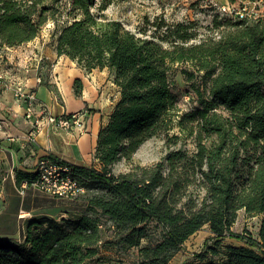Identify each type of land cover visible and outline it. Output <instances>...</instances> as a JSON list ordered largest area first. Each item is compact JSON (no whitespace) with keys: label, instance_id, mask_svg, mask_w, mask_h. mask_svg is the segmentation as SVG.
I'll use <instances>...</instances> for the list:
<instances>
[{"label":"trees","instance_id":"16d2710c","mask_svg":"<svg viewBox=\"0 0 264 264\" xmlns=\"http://www.w3.org/2000/svg\"><path fill=\"white\" fill-rule=\"evenodd\" d=\"M120 1L126 0H0V48L31 42L66 9L57 57L84 73L107 69L114 75L118 99L94 150L100 168L62 163L85 190L80 196L92 193L87 211L112 224L123 250L135 251L136 261L128 264H168L204 226L217 243L233 238L243 245L225 246L216 262L196 255L194 264H264V18L215 17L203 32L194 20L160 21L149 39L104 17ZM236 1L259 0H228ZM174 63L193 67L199 108L181 112L168 78ZM81 89L75 80L76 96ZM159 136L168 144L190 140L193 149L113 174L114 165L131 161L144 142ZM34 177L17 176L18 187ZM240 210L261 217L258 240L231 231ZM151 224L160 238L143 245ZM102 227L87 215L30 220L21 245L0 241V264H86L99 255ZM210 252L216 255L214 247Z\"/></svg>","mask_w":264,"mask_h":264},{"label":"rangeland","instance_id":"374dc122","mask_svg":"<svg viewBox=\"0 0 264 264\" xmlns=\"http://www.w3.org/2000/svg\"><path fill=\"white\" fill-rule=\"evenodd\" d=\"M243 3L244 2L240 1L230 3L228 0L223 3H220L219 0H126L110 5L104 12V17L107 19L119 20L124 27L131 32L138 36L150 39L157 34L154 24H161L162 21L172 24L194 20L199 23L203 32L205 27L211 25L212 20L215 17H218L219 19L230 18L227 14H220L217 11L218 7L229 5L234 9H240V7L243 6ZM246 4L250 10L252 9L257 13L258 18H264V4H258V1H247ZM66 20V9H63L56 20L49 21L34 40L15 48L13 47V58L20 62L23 58L35 57L40 64L42 58H40L41 56L39 55H42L43 60L48 62V64H45L47 66H43V70H40L39 68L37 73H45L46 76H49V74L51 75L53 73L54 67L57 66L66 71L67 68L71 66L69 59L65 56L60 58L57 57L54 50L58 31ZM48 56H51L53 59L55 57L57 58L54 59L53 63L50 62ZM39 64L37 67H39ZM193 71V67L189 63L169 64V83L173 94L177 98L181 112H189L193 109L199 108L194 90L192 89V83L194 81H191L189 76ZM94 72L98 73L99 76H108V80H105V82L99 87L100 92L97 97L98 105L96 102L97 100L95 101L96 106L101 108L100 112L103 111V120L105 122L108 120L109 114L115 104V98L118 96V89L114 86L112 80L114 75L112 72H109L107 69L101 71L94 70ZM90 73L88 75H90ZM102 98L106 100L105 104H103ZM96 106L94 105V107ZM91 111L95 112V110L88 109L84 112H87L89 115ZM179 148L191 151L193 145L190 140H180L176 144H168L164 136L151 138L137 149L132 156L131 161H121L117 163L114 165L112 172L114 175H118L130 171V169L135 166H152L165 158L168 152ZM91 194L92 193H89L80 197L78 195L77 198L53 196L54 198L64 200L66 203L74 204L76 206L73 210L71 208H68L67 211L62 209L63 213H66V216L64 214L58 215L56 221L62 222L87 215L95 217L99 223L102 224L101 238L103 242L101 246L98 244L99 255L86 261V264H128L135 262V251L132 250L126 252V250L122 249V246L118 244V234L115 232V228L112 224L95 211H87V198ZM24 195L25 193H23V196ZM22 215H24V213H22ZM33 219L37 218L26 216V218L20 219L21 222L19 223V227H21V230L20 233H18V227L13 218L5 219V217L0 215V241L21 245L23 242L21 238L22 230L27 222ZM260 220V216L248 215L242 210L237 214V219L232 226L231 231L258 240ZM148 232V237L142 241L143 245L153 244L160 238L161 230L155 228L154 225H149ZM218 243L213 237H211L208 227L204 226L182 245L181 250L168 264H194L195 261L193 257L196 255H205V262L220 261L224 257L225 246L243 245L241 241H237L233 238H226ZM212 247L215 248L216 255L210 252V248Z\"/></svg>","mask_w":264,"mask_h":264},{"label":"crops","instance_id":"0c3cea01","mask_svg":"<svg viewBox=\"0 0 264 264\" xmlns=\"http://www.w3.org/2000/svg\"><path fill=\"white\" fill-rule=\"evenodd\" d=\"M224 1L219 0L220 3ZM14 48H0V73L5 75L0 81V215L5 219L13 218L20 233V212L32 218L56 220L58 215L66 216L62 209L73 210L76 206L33 188H27L25 195L20 196L17 176L35 175L37 162L44 156L73 166L100 168L94 159V150L98 132L108 120L104 122L103 111L100 112L95 101L99 87L108 76H99L94 70L88 75L70 60L71 66L66 71L57 66L49 76L39 74L37 70H43L48 64L43 56L39 55L42 58L40 64L35 57L18 62L12 55ZM48 57L53 63L57 58ZM75 80H80L82 85L79 96L74 92ZM18 84L35 98L30 117H26V102L16 100L14 96ZM117 99L118 96L115 102ZM96 102L98 105V100ZM87 109L95 112L88 115L84 112ZM73 113H80L79 125L62 129L44 122L36 126L41 117L43 120L47 115L60 117Z\"/></svg>","mask_w":264,"mask_h":264},{"label":"built area","instance_id":"2783aa9c","mask_svg":"<svg viewBox=\"0 0 264 264\" xmlns=\"http://www.w3.org/2000/svg\"><path fill=\"white\" fill-rule=\"evenodd\" d=\"M264 4V0H259L258 4ZM217 11L224 15H229L228 17L232 19H257V13L250 10L247 7L246 2L243 3V6L240 9H234L231 6H222L218 7ZM1 58V56H0ZM4 74L0 73V81L3 80ZM23 86L16 85L14 88V96L18 101H25L27 104L26 108V117H30L32 114L34 96L32 93L24 92ZM44 116V112L41 115ZM42 117L36 123V126H41L44 122L55 127L67 129L73 125H79L80 113H73L70 116L66 117L64 115L60 117H53L47 115L43 120ZM27 188L36 189L42 193L65 198H74L78 195L84 194L85 190L79 186L77 181L72 177L70 168L67 165L62 164L59 160H54L49 156H44L39 159L36 166L35 177L30 181L21 183L18 187V194L23 196ZM22 212L19 213V219L22 216Z\"/></svg>","mask_w":264,"mask_h":264},{"label":"bare ground","instance_id":"6f19581e","mask_svg":"<svg viewBox=\"0 0 264 264\" xmlns=\"http://www.w3.org/2000/svg\"><path fill=\"white\" fill-rule=\"evenodd\" d=\"M69 73L72 74L71 71ZM102 101H103V104H105L106 100L104 98H102ZM26 216H28V214H26V213H24V215H22L23 218H26Z\"/></svg>","mask_w":264,"mask_h":264}]
</instances>
